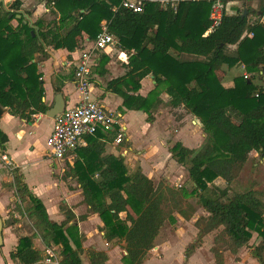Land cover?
<instances>
[{
	"label": "trees",
	"instance_id": "16d2710c",
	"mask_svg": "<svg viewBox=\"0 0 264 264\" xmlns=\"http://www.w3.org/2000/svg\"><path fill=\"white\" fill-rule=\"evenodd\" d=\"M121 3L46 0L59 15L56 20L30 24L21 17L14 27L12 21L21 14L22 0H15L8 8L0 2V105L28 122L35 115L47 114L36 56L48 58V48L74 52L83 37L94 40L106 26L119 40V49L128 53L125 75L107 85L123 99V107L143 112L152 123L154 113L164 104L165 93L168 105L183 107L200 120L206 134L199 150L180 142L169 148L177 163L188 166L190 192L183 186L156 185L141 167L131 170L125 158L105 155L106 135L101 131L89 136L88 147L77 153L71 175L80 185L89 211L102 220L106 241L125 243V264H143L161 229L168 222L176 223L175 213L185 221L192 219L196 207L190 199L195 197L206 215L195 223L198 232L185 250L187 258L203 246L206 235L218 231L212 247L216 264H225L224 252L236 254L242 248H248L252 258L264 264V191L254 182L243 192L231 193L229 189L252 152L264 159L263 7L255 12L257 21L243 18V12L227 15L207 35L211 1L182 2L177 10L148 2L142 13L122 8ZM66 25L70 27L64 30ZM108 61V56H102L99 65ZM224 66H244L251 78L238 76L226 87L221 78ZM148 76H153L155 86L143 96L139 93L141 82ZM258 79L262 85L255 83ZM8 141L0 129L1 150ZM217 179L228 187L215 185ZM13 180L32 204L31 216L37 219L44 244L61 248L59 264H83L85 236L77 223L67 227L74 214L66 212L69 218L61 224L52 222L44 203L29 190L22 175L15 172ZM60 208L66 211L65 206ZM254 234L260 238L258 245L250 244ZM88 256L90 264H107L109 260L103 251L89 250ZM11 259L16 264H41L43 260L32 237L20 238Z\"/></svg>",
	"mask_w": 264,
	"mask_h": 264
},
{
	"label": "crops",
	"instance_id": "0c3cea01",
	"mask_svg": "<svg viewBox=\"0 0 264 264\" xmlns=\"http://www.w3.org/2000/svg\"><path fill=\"white\" fill-rule=\"evenodd\" d=\"M14 1L15 0H0V2L3 4L5 8H8ZM242 2L243 1L241 0H235V2L233 3L234 5L233 7H235V5L236 7H240ZM22 3L23 5L20 10L21 14L17 15L16 19L12 21V25L14 27H17L19 25L18 19H20V17L18 16L24 17L25 23L29 22L30 24H33L37 20H44L50 22L42 18L41 16L42 13L45 12L46 10H49L52 15L54 16L56 15L53 13V10L46 5V2H42L39 4V2L36 0H22ZM255 3L253 4L252 7L254 11H257L258 8L255 5ZM35 19L36 21H33ZM88 40L89 38L83 37V39H81V43L86 44L88 43ZM111 51L112 50H107L106 52L102 53L101 57L108 56L109 61L104 66L99 65L100 64L99 61L98 66L94 70V77H93L94 96L108 111H110L111 113L117 116L119 115L121 116L120 121L123 123V126L126 129V137H125V141L122 144H117L116 130L111 132L101 131L103 134L106 135L104 139L105 155H113L116 157L121 156L125 158L126 164L128 161L134 162L135 163L134 166L133 165L131 166L133 167V170L136 167V165L137 167H141L143 173L146 176H148L151 180H153L154 183L155 181L166 179L168 181L167 185L169 183H176L178 185L185 184L188 181L189 172L187 171L185 166L180 165L175 161V159L172 157V154L170 153L169 148L178 142L182 143L184 146L190 149H196L199 146L196 147L193 146L192 138L190 140L183 138L184 132L186 131L185 130L186 128L184 127L185 128L184 132L183 134H181V136H183L182 137L183 139H181V141L169 143L168 147H166V144L160 139V146L162 147L161 150L163 149L165 153L161 155V158L159 159L157 164L152 165V163H150V167H151L150 171L149 169L147 170L144 167L141 161V158L144 155V151L137 150L133 141V137L129 134V128H130L129 122L126 121L128 117L132 115H136L138 114L137 112L140 111L136 112L125 109L123 107V99L118 95L114 94L111 90L107 88V85L110 81L122 77L126 73L125 64L123 63V66L118 67L116 59L114 58L113 54H111L110 56V53H112ZM48 53H49L48 58H44L42 59V61H38L37 57L41 55H37L36 60L34 61V62H38L39 72L42 74V82L45 90V97L43 98V102L49 107L50 110V108L54 105L57 95L60 94L65 99L67 107L74 106L80 101V94L78 92L75 82V76H74V72H75L74 61L78 56V54H73L74 52H69L65 49L54 50L51 48H48ZM224 71L225 70L223 67L222 72L224 73ZM147 81L149 84L148 87L144 90V85ZM141 85L142 88L139 91V93L143 96H146L150 91L154 89L155 82L153 80V76H148L147 78H145L141 82ZM163 96L167 98L166 102L163 99L164 103H168L169 102L168 95L164 93L162 95V98ZM172 111L181 113L182 111H186V110L183 107L177 109L170 107L166 112H164V110L160 108L158 110V112L161 114L160 119H163L164 117L174 118ZM6 113H9L7 108L5 114ZM9 115L10 118L4 124L1 123L3 116L0 119V129L7 135L9 140L4 148L5 150L0 149V156L7 155L13 161L15 166V171L19 172V174L22 175L23 181L24 183L27 184L29 190L44 203L50 220L57 224H61L62 222H64L69 218L66 212H71L72 214H74L75 219L69 221L67 227L71 226L74 223H77L80 232L83 233V231H85V225L89 222V220L92 219L91 216L97 217L96 219L98 221V225L103 227L102 220L96 214L91 213L89 211V207L84 203V197L80 185L78 184L77 180L71 175V169L74 167L75 162L77 160V153L79 150L88 147L89 136L85 138L84 143L81 146H79V148L75 151L74 155L71 154L63 159H56L50 154L49 150L45 148L46 146L44 145V142L47 141L48 137L52 132L53 123H54L53 119L47 117L46 114H38L33 116V119L30 122H28L24 119L14 117L11 114ZM154 117L156 116L154 115ZM147 118L148 116L144 114L143 119H145L146 122L150 124V126L152 127V123L154 122L156 123V121L154 120L152 123H149L147 121ZM186 119L187 117L181 115L179 117V120H181L180 124H183ZM173 121H176L175 118ZM157 122L160 123V121ZM42 123L44 127L42 129V133L38 135L36 129L39 128ZM192 124L194 125V128L198 127L197 124H200L202 126L200 120H198L197 118L196 120L192 121ZM165 131H167V134L165 136H171L167 128H165ZM151 149H152V145H149L148 150ZM35 154H40V158H44V160L47 159L50 162V164L54 166L53 169L50 171V175H51L50 179L52 183L49 186L48 185L44 186L41 181H37L35 179L33 180L32 178L34 177V174L28 173L29 175H26L24 172V170H28V163H27L28 160L26 158L32 157ZM65 167H67L68 169L67 172H65L64 170ZM174 167L177 168L175 169ZM5 171H7V169L5 168L4 163L0 159V179L1 176L5 174ZM63 173L66 175L65 180H71L72 183L70 184V186L65 182V180H63V177H61ZM175 177L178 178L175 179ZM7 178H8L7 176H4L3 179L7 180ZM9 179L11 180L10 175H9ZM30 180H33V182L31 183ZM47 191H55V192L57 191V194L53 199V201H51V199L48 197H46L45 199V195H47L46 194ZM4 194H5V189H3V187L0 186V216H3V214L8 211L9 200H7ZM51 202L52 204L54 203V205L50 207L49 204H51ZM61 205L65 206L66 211H61L60 208ZM83 216H86V218L80 220V218ZM196 229L197 228H195L194 230V234L196 233L197 235L198 230ZM22 237H31V236H28V234L25 233V230L22 229L20 225H7L4 222L3 247L5 249V246L7 244L10 247L6 251V254L4 255V260L3 261L0 260V264H16L11 259V253L16 250L19 244V240ZM87 238L89 239L88 235ZM32 239H33L34 248L39 250L41 253H43L47 246L42 241V238L40 239L39 237H35ZM259 243H260V239L256 245H258ZM82 245L84 249V253L81 255L83 264H90V260L88 256L89 250L103 251L107 253L109 258L107 264H112V258L109 254V250L105 248L96 249V247L92 246L89 241L83 242ZM55 248L57 249L60 247L56 246ZM164 249L166 250L167 247H165ZM159 251L161 250L159 249L158 246L155 247L153 250H151L148 253L147 258L143 264H148V262L151 261L152 259L153 261L161 260L156 256V253H158ZM83 256H86L87 262H84ZM183 256H185V252L184 255L182 253V257ZM180 259H181V255H180Z\"/></svg>",
	"mask_w": 264,
	"mask_h": 264
},
{
	"label": "rangeland",
	"instance_id": "374dc122",
	"mask_svg": "<svg viewBox=\"0 0 264 264\" xmlns=\"http://www.w3.org/2000/svg\"><path fill=\"white\" fill-rule=\"evenodd\" d=\"M36 1H38L39 4L42 2H46V0ZM241 1L243 2L240 7H236V5L235 7H233L234 5L231 7V14L235 15L239 12H244L245 10H247V17L249 18L250 22L257 21L258 14L255 13L256 11L253 10L252 6L256 2L255 5L259 9L260 7L264 6V3L262 1L255 0ZM41 16L42 18L50 22L56 20L59 17V15H52L49 10L43 12ZM36 19L33 21H36ZM69 27L70 25H66V28L64 30L68 29ZM234 49V46L230 47L231 51H233ZM111 52L112 53H110V56L111 54H113L118 67L123 66V63L126 64L128 60L127 52L119 49L118 46L113 48ZM44 58L45 57H43L42 55L37 57L38 61H42V59ZM187 58L190 57L183 56V59ZM224 70L225 71L221 78L226 87L232 86L236 77L248 74L244 66L234 69H229V67L224 66ZM255 83L259 85L263 84L262 80L259 79L255 80ZM148 84L149 83L147 81L144 85V90L148 87ZM163 99L165 100V102L167 101V98L165 96H163ZM160 108H162V110L166 112L170 108V106L168 105V103H164ZM158 110L154 113V115L156 116L154 119L157 125L154 122L152 123V127L146 122L145 119H143V112H137L138 114L132 115L126 119V121L129 122V134L133 137V141L137 150L144 151V155L141 158L142 164L147 170L149 169V171L151 170L150 163H152V165L157 164L159 159L161 158V155L165 153L163 149L161 150L162 147L160 146V139L166 144V147H168L169 143L181 141V139L183 138H186L188 140L192 138L193 146H199L196 148V150H199L200 147L204 145L206 139V134L204 133L203 127L200 124H197L198 127L194 128L192 121L196 120V118L193 115H190L186 111H182L181 113L172 111L173 117L176 120L173 121L174 118L171 117H164L163 119H160L161 114L158 112ZM181 115L187 117L183 124H180L181 120H179V117ZM9 118V113H6L3 116L1 123H6ZM161 120H164L165 122ZM157 121H160V123H158ZM43 127L44 125L42 123L40 127L36 129L38 135L42 133ZM165 128L168 129L171 136H165L167 134ZM184 129L186 130L185 132ZM183 132L184 137L181 136ZM44 145L46 146L45 148L48 149L47 142H44ZM149 145H152L151 150H148ZM26 159L28 160V170H24L25 174H34V177H31L33 180L35 179L37 181H41L44 186H49L52 183L50 179V171L53 169L54 166H52L47 159L44 160V158H40V154H35L34 156L27 157ZM127 164L128 167L133 170V167L131 166H134L135 163L132 161H128ZM185 167L188 171V166L186 165ZM135 168H137V165ZM174 168L176 169L177 167ZM64 170L65 172H67V167H65ZM15 172L17 171H14V173H9L5 171V174L1 176L0 179V186L5 189L4 196H6L7 200H9L8 211L4 213L1 217L7 225H20L21 228L25 230V233L28 234V236H31L32 238L39 237L41 239V232L37 227V219L31 216L32 204L30 203L27 194L17 189L13 180ZM9 175L10 177H12L11 180L9 179ZM4 176L8 177L7 180L3 179ZM61 177H63V180L66 179V175L64 173ZM177 178L178 177H175V179ZM33 180H30L31 183L33 182ZM65 182L69 186L72 183L71 180H65ZM167 182L168 181L166 179H162L160 181H155V184L159 185L160 183H162L163 185H166ZM253 182L256 183L258 190L264 191V159H261L257 152H252L250 154L249 160L245 164L239 178L229 185V189L231 193L243 192L244 190L249 188ZM168 185L172 187H178V189L183 186L184 190H187V192L191 191V184L188 182L179 185L176 183H169ZM215 185L223 189L228 187V184L225 181H222V179L216 180ZM46 194L47 195H45V199L46 197H48L51 199V201H53L57 194V191H47ZM190 202L196 207V213L194 214L192 219L190 221H185L183 218H181L178 214L175 213V217L177 219L176 223L168 222L161 229L160 234L155 242V247L158 246L161 250L156 253V256L161 260L153 261L152 259L148 262V264H216L214 254L212 253V247L214 246V239L215 236L218 234V231H213L206 235L203 242V246L198 249L191 258L187 259L185 256L182 257V253L184 255L186 247L196 236V233L194 234V230L196 228V220L199 219L201 216L206 215L205 211H203V209L197 204V198H191ZM49 205L51 207L54 205V203L52 204L51 202V204ZM121 217L122 219H125V213L122 214ZM91 218L92 219L89 220V222L85 225V231H83V233L80 232L81 234H83V236H85L82 241H89L92 246L96 247V249L105 248L109 250V254L112 258V264H125L123 261V257L126 255V252L124 250L125 243H108L105 239L104 232L101 229L102 227L98 225V221L96 219L97 217L91 216ZM87 235L89 236V239L87 238ZM259 239L260 238L256 234H254V238L251 240L250 244L256 245ZM9 247L10 246L7 244L5 246V249L4 247L0 249V260H4V255L6 254V251L9 249ZM55 247L52 248L56 249ZM165 247H167L166 250L164 249ZM45 258L46 254L44 251L42 253V259L44 260ZM224 258L225 264H259L258 261L252 258V256L249 254L248 248H242L236 254H233L231 251H226L224 252ZM53 260H61V248H57L55 250V257L53 258ZM83 260L84 262H87L86 256H83Z\"/></svg>",
	"mask_w": 264,
	"mask_h": 264
},
{
	"label": "built area",
	"instance_id": "2783aa9c",
	"mask_svg": "<svg viewBox=\"0 0 264 264\" xmlns=\"http://www.w3.org/2000/svg\"><path fill=\"white\" fill-rule=\"evenodd\" d=\"M189 1L212 2L209 17L211 27L207 35L221 25L225 16L232 15L231 7L235 2V0H122L120 6L134 13H142L148 2L159 3L163 8L177 10L182 2ZM255 1L264 3V0ZM113 10L116 11L117 8L115 7ZM261 21L264 22V18ZM118 42L119 40L108 31L107 27L103 26L96 39H89L86 44L81 43V46L74 51L73 54H78L74 61V76L80 101L74 106H66L64 112L53 119V129L46 142L48 150L54 158L63 159L71 154L74 155L79 146L84 143L85 138L96 134L98 131L111 132L116 130V143L122 144L125 141L126 129L120 121L121 116L108 111L95 98L93 85L94 70L99 64L102 53L115 48ZM244 77L248 79L250 75L245 74ZM0 159L7 171L14 173L13 161L7 155L0 156ZM55 250L52 247H46V258L42 260L41 264H59L60 260H53Z\"/></svg>",
	"mask_w": 264,
	"mask_h": 264
},
{
	"label": "water",
	"instance_id": "95a60500",
	"mask_svg": "<svg viewBox=\"0 0 264 264\" xmlns=\"http://www.w3.org/2000/svg\"><path fill=\"white\" fill-rule=\"evenodd\" d=\"M247 16H248V11L245 10L243 12L242 17L245 18ZM11 17L12 16H10V18ZM18 17L21 18V16H18ZM263 71H264V68H263ZM65 108H66V101L63 98V96L59 94V95H57V97L55 99L54 105L50 108V110L47 112L46 115H47V117L54 119L58 114L64 112ZM5 112H6V108H4L0 105V119L5 114ZM3 229H4V221H3V218L0 216V248H2L3 244H4Z\"/></svg>",
	"mask_w": 264,
	"mask_h": 264
}]
</instances>
